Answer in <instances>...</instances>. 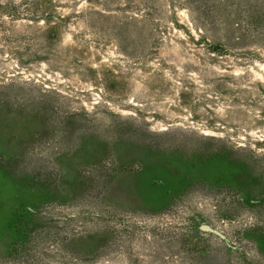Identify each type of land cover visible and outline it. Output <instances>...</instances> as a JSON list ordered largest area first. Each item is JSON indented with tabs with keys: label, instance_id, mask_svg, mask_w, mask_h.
<instances>
[{
	"label": "rangeland",
	"instance_id": "1",
	"mask_svg": "<svg viewBox=\"0 0 264 264\" xmlns=\"http://www.w3.org/2000/svg\"><path fill=\"white\" fill-rule=\"evenodd\" d=\"M263 4L0 0V264H233L225 242L264 216L246 203L264 201V38L222 41L205 26ZM52 154L64 184L109 171L107 212L45 200L40 215L72 239L26 256L11 220L38 202L24 177Z\"/></svg>",
	"mask_w": 264,
	"mask_h": 264
},
{
	"label": "trees",
	"instance_id": "2",
	"mask_svg": "<svg viewBox=\"0 0 264 264\" xmlns=\"http://www.w3.org/2000/svg\"><path fill=\"white\" fill-rule=\"evenodd\" d=\"M236 16L239 17L238 12L224 11L223 16ZM243 16L246 19L241 21H220L214 25L205 26L215 39L218 40H243L247 35H253L255 37L264 38V4L255 9H251ZM45 21L48 17H42ZM37 20V19H35ZM137 19L131 17L127 25L125 33H123V41L128 42L133 36L130 27L134 25ZM57 29L53 32L52 36L57 35ZM52 156V158H51ZM53 156L57 154L46 155L47 161L42 165L33 167L31 172H26L24 177L25 185L23 189H27L33 196L38 199V202L33 207H24V203H20L16 207V211L13 213L15 223L17 239L16 243H19L18 250L20 249L26 256L34 255L37 247L43 240H54V242L65 241L72 239V234L68 231H61L57 225L56 218H44L40 215L44 201L47 202H65L67 199L74 198L75 196H81V198L98 199L93 203L92 210L97 217H103L106 211L105 201L101 198V194L105 190L107 183L111 180L109 171H106L104 167L98 168L93 166L88 170L93 177L91 182H85L84 171L80 172L79 178L76 183L64 184L61 181L63 171L48 163L49 159L53 160ZM26 154L23 153V161H26ZM39 159V158H38ZM40 159H42L40 157ZM31 160V159H30ZM13 160H10L11 163ZM113 177V175H112ZM100 195V197H99ZM246 201V200H245ZM104 203V204H103ZM247 204L254 205L255 207H264V201H257L253 199H247ZM96 234L93 238L95 244H103L107 238L108 226L102 225L96 227ZM65 233V234H64ZM62 237V238H61ZM61 238V239H60ZM225 239L224 237H220ZM13 243V246L16 244ZM225 248L227 253L234 256L233 264H264V216L256 215L254 221L251 224H244L235 241L225 242ZM13 247L9 248V256L14 255ZM17 250V249H16ZM211 259L212 256H208ZM211 257V258H210ZM223 263H229L231 256H220Z\"/></svg>",
	"mask_w": 264,
	"mask_h": 264
},
{
	"label": "water",
	"instance_id": "3",
	"mask_svg": "<svg viewBox=\"0 0 264 264\" xmlns=\"http://www.w3.org/2000/svg\"><path fill=\"white\" fill-rule=\"evenodd\" d=\"M201 228H202V229H205V230L212 231V232H214V233H217L220 237H224V235H223L220 231H218V230L212 228L211 226H209V225H207V224H202V225H201Z\"/></svg>",
	"mask_w": 264,
	"mask_h": 264
}]
</instances>
